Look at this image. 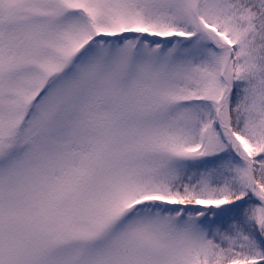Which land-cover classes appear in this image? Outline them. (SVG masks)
Listing matches in <instances>:
<instances>
[{
    "label": "snow or ice",
    "instance_id": "1",
    "mask_svg": "<svg viewBox=\"0 0 264 264\" xmlns=\"http://www.w3.org/2000/svg\"><path fill=\"white\" fill-rule=\"evenodd\" d=\"M0 264H264V0H0Z\"/></svg>",
    "mask_w": 264,
    "mask_h": 264
}]
</instances>
